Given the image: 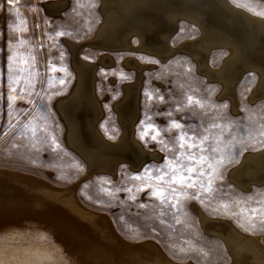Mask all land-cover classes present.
Segmentation results:
<instances>
[{
    "label": "rangeland",
    "instance_id": "1",
    "mask_svg": "<svg viewBox=\"0 0 264 264\" xmlns=\"http://www.w3.org/2000/svg\"><path fill=\"white\" fill-rule=\"evenodd\" d=\"M181 1H143L135 12L144 18L120 21L115 30L127 39L124 46L112 47L97 39L105 20V0H14L11 5L0 0V172L54 190L73 191L80 207L106 223L110 230L103 235L122 244L100 252L99 236L85 233L84 222L76 218L77 222L60 216L21 218L0 228V257L9 264L49 260L83 264L81 259L77 262L83 253L112 261L115 250L123 261L131 253L138 254L139 261L152 260L158 253L174 264H232L238 252L222 227L234 234L239 231L240 236H264V171L256 166L248 172L244 169L248 155L264 153L263 69L244 59L233 64L231 78L220 76L231 51L217 44L202 54L194 45L202 39L205 24L184 14H175L177 19L170 22L173 28L162 30L163 42L151 44L149 35L154 30L143 23L149 9L161 2L165 14H178L186 9ZM225 1L264 17L260 14L264 0ZM210 7L204 19L223 16L222 5L216 2ZM121 9L116 7L118 13H123ZM77 85L84 91L73 94ZM67 98H71L69 112L61 107ZM75 103L97 110L89 114L97 116L95 126L106 142L119 144L125 135L156 155L139 165L138 158H122L113 170L96 164L86 151L76 148L68 130L71 117L78 126ZM142 133H146L143 138ZM181 177L191 180L192 186L179 183ZM16 190L13 182H0V193L7 199L16 196ZM11 209L0 208V214ZM10 244L18 247L16 253H11ZM22 252L18 261L15 255Z\"/></svg>",
    "mask_w": 264,
    "mask_h": 264
},
{
    "label": "bare ground",
    "instance_id": "2",
    "mask_svg": "<svg viewBox=\"0 0 264 264\" xmlns=\"http://www.w3.org/2000/svg\"><path fill=\"white\" fill-rule=\"evenodd\" d=\"M104 1V0H103ZM145 1V0H105V20L102 23L103 25L101 26L99 32H98V40L100 42V44L105 45V46H116L119 44L120 45H125L124 44V40L125 38L127 39V36L125 37L123 34H120V32L118 33L115 29L118 28L117 26L119 25L120 21L124 20L125 18H133V19H143L141 16L137 17L136 14V10L137 8H139L138 10H140L141 7H139V5H141V3ZM152 2V1H151ZM155 2V1H154ZM158 2V1H157ZM186 5V9H183L181 11H179V13L177 14V12H171L169 11V14H165L163 11V5L161 2L158 3V5H153L149 11H148V17H146L144 20L145 22H143L145 24V27L147 29L150 30H154V32L151 33V35H149V38L152 40L151 44H154V42L157 40V42H163L162 38H163V34H162V30L165 31L164 29L167 28H173L171 27L172 25H170V22L172 19H174L176 17V15H180L181 14L197 20L198 23L202 24L205 27H202L201 30L204 32L203 33V37L202 39L199 41V43L197 42V46L194 45L195 48L199 49V51H205V54L207 53L206 50L207 48L217 45V44H223L226 45L229 50L231 51V55L228 57L227 55V60L224 63V67L222 68L220 73V76H222L223 78L227 79V78H231L233 76V67L236 65L235 62L239 61V60H244V59H249L253 62H251V65L256 66L259 69H263L262 70V86L264 87V17L261 16H255L254 14L251 15V13L249 14V12H245L243 10H240L239 8L236 7H232L230 6L225 0H183L181 1ZM219 4L222 5L224 8L221 9L223 11V16H219V15H215L214 18L209 20L204 19V17L207 14L211 13V3L214 4ZM61 3V2H60ZM52 4V3H51ZM63 4V3H62ZM144 4V2L142 3ZM148 4V3H146ZM103 5V3H102ZM151 5V4H150ZM233 5V4H232ZM53 6V5H52ZM122 7L123 13H118L116 10V7ZM173 6V5H172ZM217 6V5H216ZM213 7V6H212ZM219 7V6H217ZM54 8V7H53ZM102 8V7H101ZM168 8V7H166ZM62 9V8H61ZM104 9V8H103ZM145 9V7H144ZM51 10V9H50ZM146 10V9H145ZM169 10V9H168ZM217 11V10H216ZM53 13V11H51ZM167 12V11H166ZM142 13V12H141ZM104 14V13H103ZM176 14V15H175ZM145 15V14H144ZM179 16V17H180ZM178 17V18H179ZM184 17V16H183ZM186 17V18H187ZM207 17V16H206ZM208 18V17H207ZM177 19V17H176ZM190 20V21H192ZM123 22V21H122ZM121 22V23H122ZM132 22V21H130ZM217 22V23H215ZM120 23V24H121ZM142 24V23H141ZM176 24V23H175ZM134 25V24H132ZM174 25V24H173ZM120 26V25H119ZM129 26V25H128ZM138 26V25H137ZM140 26V25H139ZM133 27V26H132ZM129 29V27H126ZM134 28V27H133ZM121 31V30H120ZM133 31V29H132ZM168 31V29H167ZM122 32V31H121ZM126 32V31H125ZM170 32V30H169ZM128 34V32H127ZM135 34V33H134ZM162 34V35H161ZM167 34V33H165ZM164 34V35H165ZM131 35V34H130ZM144 35V33H143ZM142 35V36H143ZM202 35V34H200ZM198 38V37H197ZM95 39V38H94ZM145 39V38H143ZM155 40V41H154ZM165 40V39H164ZM146 41V40H145ZM195 41V40H194ZM197 41V40H196ZM69 42V41H68ZM144 42V41H143ZM158 42V43H159ZM168 42V41H167ZM127 43V42H126ZM186 43V42H185ZM191 43V42H189ZM80 44V43H79ZM138 44V43H137ZM136 44V45H137ZM140 44V43H139ZM142 44V43H141ZM168 44V43H167ZM184 44V43H183ZM127 45V44H126ZM185 45V44H184ZM190 45V44H189ZM222 45V46H223ZM70 46V45H69ZM76 46V45H75ZM74 46V47H75ZM129 46V45H127ZM126 46V47H127ZM150 46V44H149ZM154 46V45H153ZM159 46H162V44H160ZM170 46V45H169ZM139 47V46H138ZM141 47V46H140ZM147 47V46H146ZM155 48L152 49H156L159 47L154 46ZM178 47V46H177ZM183 48V46H180L179 48ZM192 47V46H191ZM226 47V48H227ZM73 48V47H72ZM77 48V47H76ZM132 48V46H131ZM150 48V47H147ZM166 48V47H165ZM134 49V48H133ZM146 49V48H145ZM163 49V48H162ZM158 50V49H156ZM164 51L166 49H163ZM190 50V49H189ZM193 50V49H191ZM190 50V51H191ZM195 50V49H194ZM78 51V50H77ZM151 51V49H150ZM159 51V50H158ZM161 51V48H160ZM169 51V50H168ZM167 51V52H168ZM198 50H195V52ZM74 52V51H73ZM171 52V51H170ZM169 52V53H170ZM192 52V51H191ZM156 53V52H154ZM160 53V52H158ZM157 53V54H158ZM193 53V52H192ZM75 54V53H74ZM204 54V52L202 53ZM229 54V53H228ZM109 55V54H108ZM162 55V54H161ZM166 55V54H165ZM196 55V54H195ZM201 55V54H199ZM204 56V55H203ZM101 57V56H100ZM200 58V57H199ZM205 58V57H204ZM81 59V58H80ZM131 59V58H130ZM79 60V59H78ZM135 59H133L134 61ZM204 60V59H203ZM100 61V60H99ZM205 61V60H204ZM74 62V61H73ZM200 62V60H199ZM126 63V62H125ZM203 63V62H202ZM77 64V62H76ZM81 64V63H80ZM135 64V63H134ZM238 64V63H237ZM242 64V63H241ZM79 65V64H78ZM93 65V64H92ZM136 65V64H135ZM223 65V64H222ZM249 65V64H246ZM80 66V65H79ZM129 66H132L131 64ZM141 66V65H140ZM139 66V67H140ZM145 66V65H144ZM202 66V65H201ZM77 67V66H75ZM84 68V67H83ZM136 68V67H133ZM202 68V67H201ZM209 68V67H208ZM221 68V67H220ZM233 68V69H232ZM244 68V67H243ZM86 69V68H85ZM84 69V70H85ZM138 69V68H137ZM211 69V68H210ZM242 69V67H241ZM240 69V70H241ZM81 72L82 70L79 69ZM92 70V67H91ZM136 70V69H135ZM219 70V69H218ZM79 71V72H80ZM87 71V69H86ZM138 71V70H137ZM140 71V70H139ZM207 71V70H206ZM209 71V70H208ZM236 71V70H235ZM85 72V71H84ZM215 72V71H214ZM87 73V72H86ZM90 73V72H89ZM208 73V72H207ZM216 73H218L216 71ZM218 73V75H219ZM235 73V72H234ZM240 73V72H239ZM238 73V74H239ZM209 74V73H208ZM211 74V73H210ZM93 75V74H92ZM91 75V76H92ZM140 75V74H138ZM217 75V74H216ZM236 75V74H235ZM84 76V75H83ZM237 76V75H236ZM82 77V76H81ZM90 77V75H89ZM94 77V76H92ZM139 77V76H138ZM235 77V76H234ZM79 78V77H78ZM86 77H84L82 80H84ZM91 78V77H90ZM81 79V78H79ZM94 79V78H93ZM221 79V78H220ZM90 80V79H89ZM92 80V79H91ZM224 81V80H223ZM87 82V81H84ZM77 83V81H76ZM75 83V84H76ZM81 83V82H80ZM83 83V82H82ZM139 83V82H138ZM225 83V82H224ZM79 84V83H78ZM88 85V84H87ZM131 85V84H130ZM130 85H128L130 87ZM134 85V84H133ZM140 85V84H139ZM232 85V84H231ZM260 85V83H259ZM76 86V85H75ZM78 86V85H77ZM136 86V85H135ZM227 86V85H226ZM262 86H260L262 88ZM92 87V86H90ZM137 87V86H136ZM139 87V86H138ZM229 87V86H228ZM259 87V86H258ZM81 86H78V88L76 89V92L78 93V91H80L79 89H81ZM135 88V87H134ZM227 88V87H226ZM231 88V87H229ZM74 89V87H73ZM131 89V88H130ZM133 89V87H132ZM228 89V88H227ZM72 90V89H71ZM88 90V88H87ZM93 90V89H92ZM125 90V89H124ZM134 90V89H133ZM136 90V89H135ZM229 90V89H228ZM235 90V89H234ZM264 91V88L262 89ZM262 90L260 89L259 91L262 92ZM82 91L83 88H82ZM94 91V90H93ZM233 91V90H230ZM70 92V91H69ZM73 92V90H72ZM88 92V91H87ZM133 92V91H132ZM226 92V91H225ZM235 92V91H233ZM260 92V93H261ZM128 93V92H127ZM131 93V92H130ZM71 94V93H70ZM71 95V97H73L74 95ZM93 94V92H92ZM125 94V93H124ZM263 94V93H262ZM68 95V94H67ZM84 95V94H83ZM96 95V94H95ZM233 95V94H232ZM231 95V96H232ZM66 96V95H65ZM234 96V95H233ZM88 97V96H87ZM126 97V96H123ZM62 100V98H60ZM68 99V100H67ZM65 100H63L61 102V107L62 109L68 110V106L71 105V103H69L71 98H67ZM87 99V98H86ZM95 99V98H94ZM125 99V98H124ZM90 100V99H89ZM97 100V98H96ZM95 100V101H96ZM120 100V99H119ZM136 100V99H135ZM74 101V100H73ZM122 101V100H121ZM58 102V101H57ZM100 102V101H99ZM56 103V102H55ZM73 103V102H72ZM84 103V102H83ZM82 103V104H83ZM117 103V102H116ZM70 104V105H69ZM92 104V103H91ZM120 104V103H119ZM138 105V104H136ZM101 107V106H100ZM97 108V107H96ZM116 108V107H115ZM119 108V107H118ZM72 109V108H71ZM101 109V108H100ZM99 109V110H100ZM136 109V108H135ZM134 110V109H133ZM132 110V111H133ZM63 111V110H61ZM89 111L92 113H97V110L95 111L93 108L87 107V106H82V105H77V103H75V107L73 109L74 112V117L76 118V120L78 121V126L77 128H75V119H73L71 117L70 120V128H68V130L70 129L71 131V138L73 139V142L75 140L76 143V148L79 149V151H83L85 154L90 155V157L93 159V161L96 164H99L101 167H105V168H113L114 167V162L118 159V158H131L133 161L136 160L137 158H141V157H147L149 156H153L156 155L153 152H148L146 150H144L143 147H141L140 144H138L136 141H134L135 143L133 144V139H125V135L124 138L122 139L121 137V141L119 142V144H110L108 142H106L104 140V136L102 137L99 134L98 129L95 126L94 123V118H96V116L94 115H90ZM126 111V110H125ZM129 111V110H128ZM66 112V111H65ZM69 112V110H68ZM66 112V113H68ZM121 112V110H120ZM119 112V113H120ZM103 113V111H102ZM130 113H132L130 111ZM122 114V113H121ZM136 114V113H135ZM121 116V115H120ZM100 117V116H99ZM124 117V116H122ZM121 117V118H122ZM133 117V116H132ZM69 120V119H68ZM97 120V119H96ZM67 121V119H66ZM123 121V120H122ZM121 124V123H120ZM128 124V123H127ZM134 124V123H133ZM68 126V125H67ZM130 126V124H129ZM124 127V126H123ZM126 128V127H125ZM67 130V129H66ZM127 130V129H126ZM130 131V130H129ZM70 135V134H69ZM121 135V134H120ZM131 135V133H130ZM129 136V135H128ZM133 136V135H132ZM131 137V136H130ZM128 137V138H130ZM134 137V136H133ZM68 138V137H67ZM70 138V137H69ZM127 138V137H126ZM132 138V137H131ZM135 138V137H134ZM68 143V142H67ZM71 142H69L70 144ZM116 143V142H115ZM73 144V143H72ZM72 146V145H71ZM74 146V145H73ZM73 148V149H76ZM77 151V150H76ZM264 152V151H263ZM83 155V153H82ZM81 155V156H82ZM141 156V157H140ZM248 159L246 160V165H245V170H250L252 166H256L259 167L258 169L261 171H264V153L262 154H250L248 155ZM156 158V157H155ZM242 160V159H241ZM147 161V160H146ZM90 162V161H89ZM120 162V161H119ZM93 163V162H92ZM242 163V161H241ZM134 164V163H133ZM137 164V163H136ZM94 165V164H93ZM239 165V163H238ZM237 165V166H238ZM243 165V164H242ZM242 165H240L242 167ZM92 166V165H91ZM97 166V165H96ZM137 166V165H136ZM116 167V166H115ZM138 168V167H137ZM3 169V168H1ZM90 169V168H89ZM233 169V168H232ZM243 169V170H244ZM254 169V167H253ZM99 170V169H98ZM97 170V171H98ZM113 170V169H112ZM231 170V169H230ZM238 170V169H237ZM242 170V169H241ZM106 171V170H105ZM111 171V170H110ZM235 171V170H234ZM5 172V171H4ZM11 172V171H10ZM19 172V171H18ZM93 172V171H92ZM96 172V171H94ZM109 172V170H108ZM233 172V171H232ZM238 172V171H237ZM257 172V170H256ZM8 173V172H7ZM23 173V172H22ZM110 173V172H109ZM113 173V172H112ZM230 173V172H229ZM236 174V172H234ZM258 173V172H257ZM4 174V173H3ZM3 174H1L0 172V182H13L15 184V186L17 187L16 190V196H12L10 199H7L6 197L8 195L6 194H2L0 193V208H13L11 209V211L9 212H4L0 214V228L3 226H6V224L8 223H12L14 221H16V219H21V218H44L46 220L48 219H57L59 218V216L62 219H73L74 221L75 218L79 220V222H84L81 226L82 229L85 233L89 234V235H96L99 236L98 238L101 239L100 242H103V244L101 243L100 245H102V247L99 249L100 252L103 249H108L107 251H111L116 249L117 246H121L119 245V243L116 242V240L111 236H106L103 235V232L105 231H109L110 229L107 228L106 223L101 219V217H99L98 214L85 210L82 207L79 206V204L76 202L74 196H73V191H69V190H54L51 188H48L46 186L43 185H39L38 183H31L28 182L26 180H22L20 177H10V176H4ZM13 174V173H12ZM232 174V173H231ZM241 174V173H238ZM253 174V173H252ZM260 174V173H259ZM20 175V174H19ZM25 175V174H24ZM262 175V174H261ZM230 176V175H229ZM234 175H232L233 177ZM252 176V175H251ZM254 176H256L254 174ZM260 176V175H259ZM22 177V176H21ZM231 177V176H230ZM244 177V176H243ZM246 177V176H245ZM250 177V176H248ZM262 178V176H260ZM236 178V177H235ZM260 178V179H261ZM24 179V178H23ZM42 179V178H41ZM239 179H241L239 177ZM264 179V178H262ZM34 180V179H33ZM248 180V179H247ZM255 180V179H254ZM43 181V179H42ZM46 181V180H45ZM240 181V180H238ZM246 181V180H245ZM259 181V180H258ZM257 181V182H258ZM237 182V181H236ZM260 182V181H259ZM264 182V181H263ZM50 183V182H49ZM242 183V182H241ZM244 183V182H243ZM247 184V182H246ZM257 184V183H256ZM11 185V184H10ZM75 185V184H74ZM251 185V184H250ZM255 185V184H254ZM56 186V185H55ZM245 186V184H244ZM58 187V186H57ZM70 187V186H69ZM248 187H250L248 185ZM65 189V188H64ZM74 189V188H73ZM76 197V196H75ZM77 198V197H76ZM8 200L7 202H5V200ZM10 200V201H9ZM80 203V202H79ZM82 205V204H81ZM93 211V210H92ZM2 215V216H1ZM105 216V215H104ZM207 217V216H206ZM208 219V218H207ZM213 219V218H211ZM217 219V218H215ZM110 220V219H109ZM214 220V219H213ZM221 220V219H220ZM219 220V221H220ZM34 221V220H33ZM203 221V220H202ZM210 221V220H209ZM215 221V220H214ZM227 221V220H226ZM77 222V221H76ZM111 222V221H109ZM210 223V222H209ZM215 223V222H213ZM217 223V222H216ZM215 223V224H216ZM224 223H229L228 221ZM109 224V223H108ZM112 224V223H111ZM220 224V223H219ZM34 225V224H33ZM208 225V224H207ZM210 225V224H209ZM208 225V226H209ZM225 225V224H224ZM37 226V225H36ZM35 226V227H36ZM40 226V225H39ZM113 226V225H112ZM228 226V224H227ZM9 227V226H8ZM37 228V227H36ZM49 228V227H48ZM114 228V227H113ZM38 229V228H37ZM109 229V230H108ZM48 230L49 229H45ZM219 230V229H218ZM37 231V230H35ZM221 231H223L228 238L232 241V243H234V247L235 250L238 252L236 255V259L232 256L231 258L234 260L232 264H264V236H248V234L246 236H240L239 231H237V233L239 234H234V232L232 233L231 231L233 230H229V228H225L222 227ZM235 231V230H234ZM14 232V231H13ZM16 232V231H15ZM24 232V231H23ZM115 232V231H114ZM108 233V232H107ZM110 234V233H109ZM221 234V233H220ZM264 234V233H263ZM115 235V234H114ZM36 236V235H35ZM95 236V237H96ZM39 239V238H38ZM124 239H121V241H123ZM152 240V239H151ZM226 240V239H225ZM40 241V240H39ZM55 241V239H54ZM9 242V241H8ZM56 242V241H55ZM124 242V241H123ZM122 242V243H123ZM130 242V241H129ZM135 242V241H134ZM147 242V240H146ZM155 242V241H154ZM105 243V244H104ZM126 243V242H125ZM128 243V242H127ZM133 243V241H132ZM156 243V242H155ZM61 244V243H60ZM228 244V242H227ZM231 244V243H230ZM11 245V244H10ZM136 245V244H134ZM229 245V244H228ZM227 245V246H228ZM12 248L10 249L13 253H16L18 247L15 246V244L11 245ZM61 246V245H60ZM67 246V245H66ZM125 246V245H124ZM129 246V245H128ZM131 246V245H130ZM144 246V245H143ZM232 246V245H231ZM21 247V245H20ZM62 247V246H61ZM68 247V246H67ZM133 247V246H132ZM139 247H141L139 245ZM155 246H153L154 248ZM230 247V246H228ZM233 247V248H234ZM64 248V247H63ZM66 248V247H65ZM64 248V249H65ZM81 248V247H80ZM83 248V247H82ZM149 248V247H147ZM232 248V247H230ZM63 249V251H64ZM127 249V248H125ZM125 249L122 250L125 251ZM137 248H135L136 251ZM140 249V248H138ZM143 249V248H142ZM66 250V249H65ZM82 250V249H80ZM129 250V249H128ZM127 250V252H128ZM132 250V249H131ZM130 250V251H131ZM147 250V249H146ZM150 250V249H149ZM234 250V251H235ZM22 251V249H21ZM19 251V252H21ZM105 251V250H104ZM103 251V252H104ZM140 251V250H137ZM231 250L229 249V252ZM235 251V252H236ZM75 252V251H74ZM78 252V251H77ZM84 252V251H83ZM116 250L113 253V260L111 261V259H105V258H99V259H94L89 257V255H85L84 253L79 256V259L77 258V262H80L79 260L81 259L83 262V264H130V263H135V264H174L172 262L167 261L166 257L164 259V257H161V255H159L157 252V254L155 255L156 257L151 258L152 260H149V258L144 257L142 260L143 261H139L141 258L138 254L135 253H131L129 256L128 255H123L124 257L127 258V261H123L121 259V257H119V255H117V253L115 254ZM126 252V251H125ZM132 252V251H131ZM163 252V251H162ZM23 253V252H22ZM66 253V252H65ZM71 253V252H70ZM76 253V252H75ZM88 253V252H87ZM144 253V252H143ZM153 253V252H152ZM155 253V252H154ZM231 253V252H230ZM72 254V253H71ZM81 254V253H80ZM111 254V253H110ZM146 254V253H145ZM167 254V253H166ZM236 254V253H235ZM239 254V255H238ZM20 255V258L23 254H17L15 255V257ZM94 255V254H93ZM142 255V254H140ZM231 255V254H230ZM53 256V255H52ZM105 255H103L104 257ZM107 256V255H106ZM8 259L11 260V257H7ZM38 259V258H37ZM169 259V257H168ZM232 259L230 262H232ZM49 260V259H48ZM19 261V259H18ZM58 261V260H57ZM172 261V260H171ZM47 263L45 264H51L52 262L46 261ZM80 262V263H81ZM181 262V261H180ZM190 262V261H189ZM192 262V261H191ZM16 263V260H15ZM19 262H17L16 264H18ZM39 263V261H38ZM67 263V262H66ZM70 263V262H69ZM188 263V262H187ZM193 263V262H192ZM0 264H9L6 260V257L1 258L0 257ZM23 264V263H22ZM68 264V263H67ZM70 264H74V262L70 263ZM79 264V263H77ZM182 264V263H181ZM186 264V263H185ZM195 264V263H194Z\"/></svg>",
    "mask_w": 264,
    "mask_h": 264
},
{
    "label": "snow or ice",
    "instance_id": "3",
    "mask_svg": "<svg viewBox=\"0 0 264 264\" xmlns=\"http://www.w3.org/2000/svg\"><path fill=\"white\" fill-rule=\"evenodd\" d=\"M6 2H7L9 5H11V4H13L14 0H6ZM234 2H235V0H234ZM260 14H261V15H264V13H260ZM174 127L179 128L180 125H179V124H174ZM145 134H146V133H142L141 138H143V136H144ZM152 139L155 140V139H156V136H153ZM180 139L183 140L184 138L181 137ZM182 146H183V145H182ZM192 147H195V145H192ZM201 162H203V158H201ZM188 171H189V175H191L193 170H192V169H189ZM161 179H162V177H161ZM173 179H175V177H173ZM178 182L181 183V184L187 182V183H189L190 186H192V182H191V180L185 181V179H184L183 177H181V179H180ZM154 195H157V196H159L161 199H163V195H162L161 193L155 192Z\"/></svg>",
    "mask_w": 264,
    "mask_h": 264
},
{
    "label": "water",
    "instance_id": "4",
    "mask_svg": "<svg viewBox=\"0 0 264 264\" xmlns=\"http://www.w3.org/2000/svg\"><path fill=\"white\" fill-rule=\"evenodd\" d=\"M96 119H97V116H96V118H94V123H95ZM151 156H152V155H151ZM153 156H155V155H153ZM148 157H150V156L148 155L147 157H141V158H138V159L136 160V161H137V165L141 164V163H142L145 159H147ZM120 159H122V158H118V159L114 162V167H115L116 163H117ZM114 167H113V169H114Z\"/></svg>",
    "mask_w": 264,
    "mask_h": 264
}]
</instances>
